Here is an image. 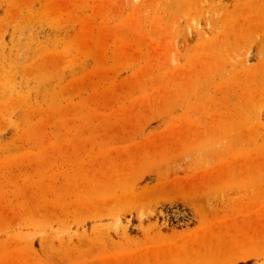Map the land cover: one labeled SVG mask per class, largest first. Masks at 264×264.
I'll use <instances>...</instances> for the list:
<instances>
[{
    "label": "rangeland",
    "instance_id": "obj_1",
    "mask_svg": "<svg viewBox=\"0 0 264 264\" xmlns=\"http://www.w3.org/2000/svg\"><path fill=\"white\" fill-rule=\"evenodd\" d=\"M0 264H264V0H0Z\"/></svg>",
    "mask_w": 264,
    "mask_h": 264
}]
</instances>
